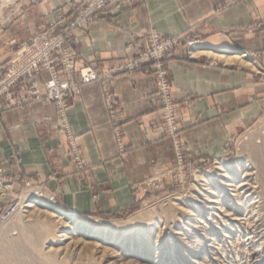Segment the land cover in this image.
<instances>
[{
	"label": "crops",
	"instance_id": "1",
	"mask_svg": "<svg viewBox=\"0 0 264 264\" xmlns=\"http://www.w3.org/2000/svg\"><path fill=\"white\" fill-rule=\"evenodd\" d=\"M228 1L147 0L125 6L117 2L86 28L72 30L77 73L83 68L99 74L118 69L144 48L150 30L178 37L192 29L200 41L193 57H199L195 52L244 57L245 63L234 64L238 67H225L204 59H184L186 49L181 46L166 61L187 157L219 156L229 137L245 131L264 111V0L227 7ZM68 2L39 0L26 11L30 30L60 15L66 16L62 28L68 26ZM149 69L120 72L110 80L121 108L124 155L113 140L101 84L83 87L72 100L69 123L85 155V174L77 171L66 137L54 128L52 105L3 110V178L18 172L24 180L44 184L65 212L78 217L117 218L136 208L140 201L135 192L141 193L149 180L168 174L174 163L170 139L161 129H153L160 112ZM74 80H80V75Z\"/></svg>",
	"mask_w": 264,
	"mask_h": 264
},
{
	"label": "rangeland",
	"instance_id": "2",
	"mask_svg": "<svg viewBox=\"0 0 264 264\" xmlns=\"http://www.w3.org/2000/svg\"><path fill=\"white\" fill-rule=\"evenodd\" d=\"M74 1L65 5L71 19L68 26L62 28L66 16L60 15L62 20L58 17L30 30L31 21L26 11L39 0H29L28 5L24 0H0V113L36 103L52 105L56 118L54 128L66 137L69 157L77 166L55 103L48 99L36 100L37 93L44 94L50 75L42 69L38 74H23V66L30 68L31 65L28 61L17 62L26 47L38 53L45 40L52 41L71 29L76 18L77 1ZM146 1L117 0L114 4L120 2L125 6ZM243 1L230 0L226 6ZM153 33L174 38L150 30L146 34V45L132 59H138ZM178 37L184 42L162 60L176 114L177 104L166 61L179 47L186 49L184 59H204L220 66L238 67L203 56L193 57L200 41L193 37L192 29ZM191 42L197 45L189 46ZM72 50L74 52V42ZM157 64L159 62L142 65L138 69L150 68L160 112L159 122L153 129H161L171 141L172 169L164 176L149 180L141 193L135 192L140 204L120 217L99 219L72 214L67 217L56 196L44 184L24 180L18 172L3 178L0 155V264H264V111L245 131L229 137L219 156L196 160L187 157L179 130L180 158L174 138L169 137L163 126ZM79 71L76 74L80 75ZM75 75L70 81H75ZM77 96L70 97V107ZM176 117L179 129L178 114ZM68 125L71 129L69 117ZM112 136L118 153L124 155L125 143L122 152L114 133ZM200 174L206 175V181H199ZM76 221L88 227L79 228Z\"/></svg>",
	"mask_w": 264,
	"mask_h": 264
},
{
	"label": "built area",
	"instance_id": "3",
	"mask_svg": "<svg viewBox=\"0 0 264 264\" xmlns=\"http://www.w3.org/2000/svg\"><path fill=\"white\" fill-rule=\"evenodd\" d=\"M77 1V2H76ZM75 13L76 18L71 29L65 31L61 36L52 41H46L42 49L35 53V50L25 48L24 55H20L17 62L23 64L28 61L31 67L23 66V74L35 73L39 70H45L50 75L44 94L37 93L36 100L42 101L48 99L54 102L57 112L63 119V124L68 133L72 156L75 160L77 169L82 172L87 170V163L84 153L78 147L76 140L68 125V112L70 109V97L77 96L81 93L83 87L100 83L102 86L103 102L108 112L110 124L113 129L115 141L119 149L124 151V143L122 141L123 131L118 120L120 112V103L113 94L110 85L111 77L120 72H133L142 65L159 62L155 66L158 79V95L162 107L163 126L169 137H173L176 143L178 157L181 158V144L179 143V129L177 125V114L175 103L172 98L170 85L166 78L165 66L162 60L170 54L176 47L180 46L184 41L182 38H163L153 33L146 48L141 52L138 59H130L116 70L109 73L98 74L93 69L83 68L80 72L79 81H70L76 74V62L72 50L73 39L71 32L74 29H84L88 23L101 12L106 11L117 0H76ZM242 1V0H238ZM69 1L68 3H72ZM234 2L231 3L233 5ZM59 21L62 17H59ZM197 42L189 43V46H196ZM31 58V59H29Z\"/></svg>",
	"mask_w": 264,
	"mask_h": 264
},
{
	"label": "bare ground",
	"instance_id": "4",
	"mask_svg": "<svg viewBox=\"0 0 264 264\" xmlns=\"http://www.w3.org/2000/svg\"><path fill=\"white\" fill-rule=\"evenodd\" d=\"M194 55L195 56H200V55H209V56H213V57H216L218 60H220V61H222L223 63H225V64H231V65H233V64H235V63H245V60L243 59L244 57H238V56H236V57H234V56H232V55H230V54H222V55H217V54H215V53H213V52H195L194 53ZM206 175L205 174H200V176H199V181L200 182H203V181H206ZM229 187H231V186H229ZM26 201H27V199H26ZM51 202V201H50ZM45 203V202H44ZM52 203V202H51ZM51 203L49 204V203H46V204H48V205H50V206H52L51 205ZM65 213H67V212H64V214ZM66 215V214H65ZM68 216H70V214L69 213H67V217ZM137 219V218H136ZM76 224V226H78L79 228H82V229H85L86 227H88V226H86L85 227V225H83L82 223H80V222H75ZM84 223V222H83ZM93 227V226H92ZM95 228V227H94ZM16 250V249H15ZM22 250H23V248H22ZM14 252V251H13ZM16 252V251H15ZM21 252V251H20ZM19 253V252H18ZM16 255H18V254H16ZM23 255V254H22ZM19 257V256H18ZM20 257H21V255H20ZM19 262H21V260L19 261ZM26 262V261H25ZM28 264V263H27Z\"/></svg>",
	"mask_w": 264,
	"mask_h": 264
}]
</instances>
